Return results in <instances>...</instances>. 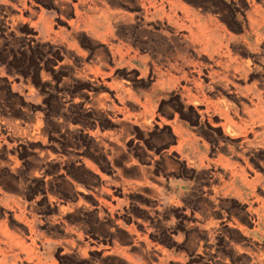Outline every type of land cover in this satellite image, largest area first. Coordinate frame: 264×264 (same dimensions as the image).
<instances>
[{"label": "rangeland", "instance_id": "obj_1", "mask_svg": "<svg viewBox=\"0 0 264 264\" xmlns=\"http://www.w3.org/2000/svg\"><path fill=\"white\" fill-rule=\"evenodd\" d=\"M141 1L96 0L131 17L105 30L78 0H0V264H264V220L254 231L256 204L222 188L217 165L241 136L224 135L215 106L264 92V43L256 53L243 37L249 7L174 0L234 38L206 113L168 84V65L208 61L158 20L166 4L145 21ZM246 156L264 178V146Z\"/></svg>", "mask_w": 264, "mask_h": 264}, {"label": "bare ground", "instance_id": "obj_2", "mask_svg": "<svg viewBox=\"0 0 264 264\" xmlns=\"http://www.w3.org/2000/svg\"><path fill=\"white\" fill-rule=\"evenodd\" d=\"M245 1L249 10L245 11L244 18L242 17V20H246L243 37L244 39L251 41V43L248 44V48L257 53L261 44L264 43V0L262 1V5H256V0ZM155 2L156 0H147L148 7L144 9L146 12V18L150 13L149 10ZM185 13L186 20L188 21L185 41L192 47V51L195 55L208 61L206 64H194V72L198 78L208 79L211 81V84H215L217 81H220V74L213 68V65L216 67L225 66V63L227 62L225 61L226 57L221 55V53H224L223 48L234 38L230 36L226 37L215 18L208 15H201L199 12L189 8L186 9ZM250 61L251 60H247L244 62V66H248ZM225 71H227V69H225ZM185 80H187V78H185ZM207 87L210 89L213 88V86ZM238 92L240 94L242 93L240 90ZM252 93L255 102H249L250 106L244 103H239L238 107L233 108V115L239 119L241 124H237L235 121L231 120V117L228 116L229 108L227 110H219L218 113L225 118L226 123L223 125L224 132L230 137H236L238 135L246 134L247 132L254 134L252 140L247 139L244 140V142L239 143L238 148L242 150L240 153H236L234 148L231 149L232 154L238 159H241L244 163L243 168L238 165L239 170L234 176L241 179L245 177L247 171L253 172V179L248 185L254 194L258 190L260 197L256 196L257 200L264 201L261 197V194L264 195V178L260 173L252 171V166L249 165L248 158L245 157V148L254 144H258L261 147L264 146V92L253 88ZM240 115L246 116L248 120L246 121L244 118L240 117ZM256 129H259L260 131H256Z\"/></svg>", "mask_w": 264, "mask_h": 264}, {"label": "crops", "instance_id": "obj_3", "mask_svg": "<svg viewBox=\"0 0 264 264\" xmlns=\"http://www.w3.org/2000/svg\"><path fill=\"white\" fill-rule=\"evenodd\" d=\"M78 2H79L78 5H85V10L87 12L92 13L91 16H88L89 19H90V17H94L93 14H96L98 19H100L104 23L102 26H104L105 30L107 29L106 25H109L113 20L120 19V18L131 19V17L128 16L127 14L110 12L107 9L99 8L97 6L96 0H78ZM158 2H159V8L157 6ZM19 4H20V6L24 7L22 2H20ZM165 4L168 6L169 12L167 14L161 15L158 18V20L160 22L166 20V22L170 26H172L176 29L182 28V29H184V31H186V27L188 26V21L186 20V17H185V14H186L185 11L187 8L183 7V6L178 7V5L175 3L174 0H156L155 4L149 10L150 13H149L147 18L145 17L146 12L144 10L145 8L148 7L147 6L148 5L147 0L141 1V3H140V8L142 10L141 17L145 21H152L154 19V17L158 15V10L164 9ZM74 7H76V4H74ZM181 36L185 40V37L187 36V31H186V34L181 35ZM188 45H189V43H188ZM196 57H198V56L196 55ZM199 58H201V57H199ZM202 59H204V58H202ZM225 61H227L226 58H225ZM196 63L206 64L205 62H202L199 60L198 61L187 60L185 58V56H181L179 58V62H174L173 64H169L168 65L169 70L175 71L176 73H178V76L175 77L174 79H170L168 84L173 82V84L177 88V90H180V94H182L184 97H186L187 100L189 102H191L193 105H196V104L204 105L206 113H207L210 102H208L204 93H205V91H211L216 84L220 83L221 74L217 70L220 74V78H219L220 81H217L215 84H211L210 80L204 79V78H198L196 76V74L194 72L195 68L193 67L194 64H196ZM184 67H187V68H184ZM189 67H190V69H189ZM156 72H157V74H160L161 71L156 69ZM185 78H187V80H185ZM191 79H194V80H191ZM206 80H207V82H206ZM163 83H165V82H156L157 86H159L160 84H163ZM207 86H213V88L210 89ZM252 89L253 88L250 89V93H251L252 98L248 99V103L251 101L255 102V98L253 96ZM239 90L242 91V93H241L242 97L247 98L246 96H247L248 91L244 92L243 90H241V88H239L238 91ZM98 98L102 102V101L108 100V95L102 94ZM239 103H242V102H239ZM238 104H234L232 107L229 108L226 101L221 100L219 102L220 108H218L219 105L215 106V108L218 109V112H219V110H224V109L227 110L229 108L228 109V116L231 117L232 121H234V118H236V119H238V118L233 115V110H234L233 108L238 107ZM147 108H148L147 105L144 104L143 110H142L143 117H145V115L147 113ZM240 117L244 118L246 121L248 120V118L244 115H240ZM225 123H226V120H225V118H223V121H221L218 125L222 128L224 135L229 136L227 133L224 132L223 125ZM256 131H260V130L256 129ZM239 136H241L240 137L241 140L238 142V146H239V143L244 142V140H247V139L252 140L254 134L247 132L246 134H242ZM250 147L245 148V151H246L245 157L246 158H247V156H246L247 151ZM232 148H234V147H230V149H229L230 154H229L228 158H223L222 156H219L217 159V165H218V170H219L218 178L220 180L222 188H228V190H232V189H235L236 185H237L240 188L246 190V192H245L246 196H248V198H251L252 202H254L256 204V207H254V208H252V206L249 204V210L256 216V223H255L256 227H254V231H258V225L264 220V201L257 200L256 196L260 197L258 190L254 194L248 185L250 183V181H252L254 174L250 178V180L246 179V173H245V177L241 178V179H238L237 177L234 176V174H236L237 171L239 170L238 165L241 168H243L244 163L242 162L241 159H238L237 157H235L234 154H232V152H231ZM238 150L235 149L236 153H240L242 151L239 148H238ZM248 162H249V160H248ZM249 165H251V164L249 163ZM247 172H249V171H247ZM226 175H227V181L224 180V177ZM263 200H264V198H263ZM249 203H251V202L249 201Z\"/></svg>", "mask_w": 264, "mask_h": 264}]
</instances>
